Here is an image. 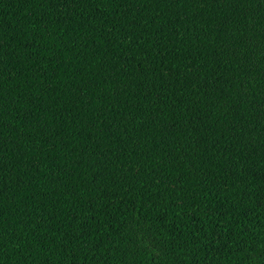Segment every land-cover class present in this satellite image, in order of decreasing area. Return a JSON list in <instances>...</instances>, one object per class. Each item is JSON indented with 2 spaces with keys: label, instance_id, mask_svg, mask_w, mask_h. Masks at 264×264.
<instances>
[{
  "label": "trees",
  "instance_id": "obj_1",
  "mask_svg": "<svg viewBox=\"0 0 264 264\" xmlns=\"http://www.w3.org/2000/svg\"><path fill=\"white\" fill-rule=\"evenodd\" d=\"M0 264H264V0H0Z\"/></svg>",
  "mask_w": 264,
  "mask_h": 264
}]
</instances>
